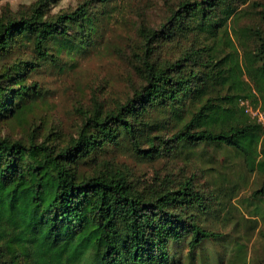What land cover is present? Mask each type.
<instances>
[{
    "label": "trees",
    "instance_id": "16d2710c",
    "mask_svg": "<svg viewBox=\"0 0 264 264\" xmlns=\"http://www.w3.org/2000/svg\"><path fill=\"white\" fill-rule=\"evenodd\" d=\"M54 1L0 15V264H180L185 249L191 262L198 253L203 264V244L221 235L200 225L217 205L192 175L145 187L118 170L80 167L95 152L126 142L148 158L225 146L248 171L264 172V131L239 108L241 99H260L264 109V35L229 26V18L240 17L237 0H181L158 27L140 29L138 82L124 101L111 108L95 101L74 136L3 135L6 125L24 124L28 103L39 94L36 82L28 84L31 76L55 64L63 49L86 50L93 20L119 0H86L51 14ZM188 27L202 40L164 54ZM230 32L255 42L253 52L245 49L244 65ZM217 86L224 95L214 94ZM166 110L180 124L170 136L147 120ZM263 193L264 182L254 195Z\"/></svg>",
    "mask_w": 264,
    "mask_h": 264
},
{
    "label": "rangeland",
    "instance_id": "374dc122",
    "mask_svg": "<svg viewBox=\"0 0 264 264\" xmlns=\"http://www.w3.org/2000/svg\"><path fill=\"white\" fill-rule=\"evenodd\" d=\"M35 1L17 0L14 10L12 0H0V15L19 14ZM84 1L55 0L49 11L55 14L74 10ZM179 1L119 0L107 5L103 16L93 20L94 30L86 50L67 52L63 49L55 64H44L31 76L28 84L36 82L39 94L28 103L24 124L12 122L1 129L2 134L22 137L34 130L38 139L52 131L63 137L74 136L83 121V112L95 101L104 108L124 101L138 82L135 67L136 55L142 51L140 29L143 25L158 27ZM242 1L232 3L240 17L234 23L232 17L229 18V26L233 24L236 30H259L264 35V22L259 14L264 12V0ZM101 9L95 10L101 12ZM182 33V38L177 37L176 42L164 48V54L175 55L178 45L188 48L203 38L190 27ZM230 38L237 48L241 65H244L245 49L253 52L254 40L249 35L231 32ZM242 79L249 84L246 76ZM214 94L222 96L225 89L217 86ZM245 104L252 114L246 112ZM239 108L264 131V109L260 99H241ZM147 120L168 136L180 127L168 110L152 111ZM101 168L121 171L145 187L157 185L165 178L177 182L192 175L197 188L205 193L213 192L217 205L215 212L201 216L200 225L221 235L218 242L203 244L200 253L203 264H264V193L261 197L254 195L262 188L264 172L248 171L243 158L234 150L225 146L200 145L182 148L173 155L148 158L135 155L124 142L95 152L90 161L81 164L80 170L97 172ZM198 256L196 253L191 262L185 249L180 264H200Z\"/></svg>",
    "mask_w": 264,
    "mask_h": 264
},
{
    "label": "built area",
    "instance_id": "2783aa9c",
    "mask_svg": "<svg viewBox=\"0 0 264 264\" xmlns=\"http://www.w3.org/2000/svg\"><path fill=\"white\" fill-rule=\"evenodd\" d=\"M245 106H246V112H250L252 114V111L251 109L248 108V105L245 104Z\"/></svg>",
    "mask_w": 264,
    "mask_h": 264
},
{
    "label": "clouds",
    "instance_id": "9594fccd",
    "mask_svg": "<svg viewBox=\"0 0 264 264\" xmlns=\"http://www.w3.org/2000/svg\"><path fill=\"white\" fill-rule=\"evenodd\" d=\"M12 3H13V9L15 10V5L17 3V0H12Z\"/></svg>",
    "mask_w": 264,
    "mask_h": 264
}]
</instances>
